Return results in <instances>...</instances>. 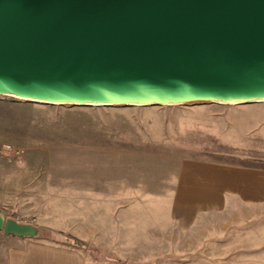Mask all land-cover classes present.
Returning a JSON list of instances; mask_svg holds the SVG:
<instances>
[{"label": "water", "instance_id": "1", "mask_svg": "<svg viewBox=\"0 0 264 264\" xmlns=\"http://www.w3.org/2000/svg\"><path fill=\"white\" fill-rule=\"evenodd\" d=\"M0 95L116 106L264 101V0H0ZM0 231L42 233L2 213Z\"/></svg>", "mask_w": 264, "mask_h": 264}, {"label": "crops", "instance_id": "2", "mask_svg": "<svg viewBox=\"0 0 264 264\" xmlns=\"http://www.w3.org/2000/svg\"><path fill=\"white\" fill-rule=\"evenodd\" d=\"M247 105L256 104L195 103L179 105L178 111H202L204 119L196 121L218 126L207 132L215 140V131H225L223 115L231 113L227 119L234 123L230 108ZM87 137L94 138L95 149L108 147L107 153L105 149L93 150L80 157L77 177L65 181L62 199L41 198L32 176L14 187L20 216H29L32 222V210L37 209L39 226L52 218L55 226L66 225L65 230L60 228L62 232L85 241L87 246L75 248L0 231V264H142L153 258L158 264L157 258L164 257L174 232L183 234L196 224L209 222H218L220 228L239 226L264 213V168L187 156L177 159L171 186L165 185L164 176L154 183L134 181L132 152L126 141L117 140L111 131ZM38 186L43 196L48 193L47 185ZM45 209L52 212L40 213ZM88 248L96 252L92 254ZM157 249H162L160 256L147 252ZM254 250L249 258L240 254L222 264H264V250Z\"/></svg>", "mask_w": 264, "mask_h": 264}, {"label": "rangeland", "instance_id": "3", "mask_svg": "<svg viewBox=\"0 0 264 264\" xmlns=\"http://www.w3.org/2000/svg\"><path fill=\"white\" fill-rule=\"evenodd\" d=\"M253 104L258 108L256 105L230 108L235 115L234 123L227 119L231 113L224 114L225 131H215L214 140L207 132L218 126L209 127L205 121H196L204 119L202 111L179 112V105L51 104L0 95V213L44 228L41 235L32 238L64 241L65 237L58 232L65 230L66 225L55 226L54 219L47 218V225L39 226L37 209L32 210V222L29 216H20L14 202V187L32 176L33 185H37L35 192L41 193V198L62 199L63 184L67 188L65 181L77 177L80 157L93 150L105 149L107 153L108 147L95 149L94 138L87 137L95 132L111 131L117 140L127 142L132 152L134 181L154 183L164 176L165 185L171 186L177 159L187 156L264 165V118L261 120L264 101ZM218 145H228L231 152L213 150ZM42 184L48 186L44 196L38 189ZM53 192L60 193L49 195ZM43 212L52 211H40ZM220 225L209 222L196 224L183 234L174 232L164 249V257L157 258L158 264H222L223 260L240 254L249 258L254 249L264 250V213L239 226L220 228ZM88 251L96 252L90 248ZM147 252L160 256L162 249ZM153 259L142 264H156V258Z\"/></svg>", "mask_w": 264, "mask_h": 264}, {"label": "trees", "instance_id": "4", "mask_svg": "<svg viewBox=\"0 0 264 264\" xmlns=\"http://www.w3.org/2000/svg\"><path fill=\"white\" fill-rule=\"evenodd\" d=\"M216 151H221V153H226V152H231V147L227 146V145H218V148ZM243 164V163H242ZM244 166H250V167H258V168H264V165H260V164H256V163H246L243 164ZM40 228V227H39ZM41 230H44V228H40ZM59 234L63 235L65 237L64 241H52L54 243H58L61 245H66V246H72L75 248H85L87 246V243L71 234L68 233H62V232H58Z\"/></svg>", "mask_w": 264, "mask_h": 264}]
</instances>
